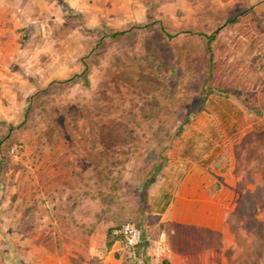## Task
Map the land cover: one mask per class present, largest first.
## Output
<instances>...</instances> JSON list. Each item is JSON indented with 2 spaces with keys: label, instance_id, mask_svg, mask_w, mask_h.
Returning a JSON list of instances; mask_svg holds the SVG:
<instances>
[{
  "label": "rangeland",
  "instance_id": "374dc122",
  "mask_svg": "<svg viewBox=\"0 0 264 264\" xmlns=\"http://www.w3.org/2000/svg\"><path fill=\"white\" fill-rule=\"evenodd\" d=\"M0 17V264H103L117 240L137 263L107 228L163 233L142 193L183 139H234L226 258L264 264V0H0Z\"/></svg>",
  "mask_w": 264,
  "mask_h": 264
},
{
  "label": "crops",
  "instance_id": "0c3cea01",
  "mask_svg": "<svg viewBox=\"0 0 264 264\" xmlns=\"http://www.w3.org/2000/svg\"><path fill=\"white\" fill-rule=\"evenodd\" d=\"M1 19L2 17L0 21ZM5 32L0 23L1 50L4 48L2 38L6 35ZM1 50L0 82L5 83L8 77L5 64L10 59ZM228 117L230 114L225 116L226 122H229ZM230 120L233 130L238 119L231 117ZM231 141L234 139H183L181 151L169 153L161 170L147 181L150 184L142 193V200L146 203L148 214L154 221L157 220L154 226L162 227L163 233L149 237L147 232L151 227L141 225L145 241L135 264H153L151 251L146 249V243L157 238L167 240L171 248L170 255L163 264H228V225L236 207L235 193L238 191L233 183L235 167L232 166V152L225 148ZM110 229L116 234L118 227L109 226L107 233ZM113 247L103 264H122L123 255L116 257V252L125 250L122 242L117 240ZM94 252L96 251L89 250L88 254L91 255L86 258V264H96L93 261L96 257ZM30 256L28 255L29 258ZM5 257L8 264L18 262L14 250L5 254ZM76 260L68 256L64 260L58 257L50 262L45 255H40L37 260L40 263L34 264H83Z\"/></svg>",
  "mask_w": 264,
  "mask_h": 264
},
{
  "label": "built area",
  "instance_id": "2783aa9c",
  "mask_svg": "<svg viewBox=\"0 0 264 264\" xmlns=\"http://www.w3.org/2000/svg\"><path fill=\"white\" fill-rule=\"evenodd\" d=\"M2 75V59L0 56V80ZM20 145H14L11 148L12 153H17ZM116 234L121 237L125 247L132 251L133 256L137 257V248L144 240V230L136 223L127 221L116 230ZM151 251L153 264H163L171 252L170 245L164 238H157L146 243V249ZM148 249V250H149Z\"/></svg>",
  "mask_w": 264,
  "mask_h": 264
},
{
  "label": "trees",
  "instance_id": "16d2710c",
  "mask_svg": "<svg viewBox=\"0 0 264 264\" xmlns=\"http://www.w3.org/2000/svg\"><path fill=\"white\" fill-rule=\"evenodd\" d=\"M242 14V13H241ZM232 21H236V17H234L233 19H232ZM163 28V27H162ZM164 30V29H163ZM165 31V30H164ZM124 30H121V31H114V32H112L111 33V36H113V37H119L121 34H124ZM166 32V31H165ZM166 35L168 36V37H172L173 35L171 34V33H169V32H166ZM215 39V34H213V35H211L210 37H209V42H212L213 40ZM210 45V44H209ZM210 47V46H209ZM149 184H150V182H148L146 185H145V188H144V190H146V188L149 186ZM144 190H143V192H144ZM125 223V222H124ZM123 224V223H122ZM121 224V225H122ZM137 224V223H136ZM120 225V226H121ZM138 226H140L139 224H137ZM120 226L118 227V228H120ZM108 237L111 239H109L108 240V245L110 246L111 244H112V242L114 241V239H117V238H120L121 239V237L119 236V235H117V234H115L114 233V230L113 229H110L109 230V232H108ZM142 245H143V243L141 244V245H139L138 246V248H137V254H139L140 253V250H141V248H142Z\"/></svg>",
  "mask_w": 264,
  "mask_h": 264
}]
</instances>
